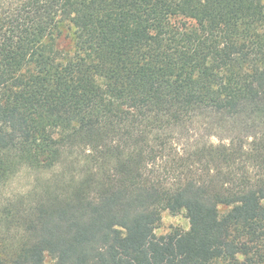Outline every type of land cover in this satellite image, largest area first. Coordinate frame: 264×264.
Here are the masks:
<instances>
[{"label": "trees", "instance_id": "obj_1", "mask_svg": "<svg viewBox=\"0 0 264 264\" xmlns=\"http://www.w3.org/2000/svg\"><path fill=\"white\" fill-rule=\"evenodd\" d=\"M76 148L0 264H264V0H0V186Z\"/></svg>", "mask_w": 264, "mask_h": 264}, {"label": "rangeland", "instance_id": "obj_2", "mask_svg": "<svg viewBox=\"0 0 264 264\" xmlns=\"http://www.w3.org/2000/svg\"><path fill=\"white\" fill-rule=\"evenodd\" d=\"M59 47L72 49V35L64 31L58 40ZM87 151L82 148L67 150L61 161L50 169H21L6 185L0 186V211L5 206L29 210L38 204H52L63 200L78 185L86 170ZM176 227L188 229L189 219L185 213L163 212L157 234H165Z\"/></svg>", "mask_w": 264, "mask_h": 264}]
</instances>
